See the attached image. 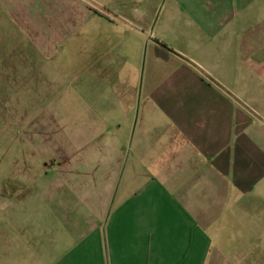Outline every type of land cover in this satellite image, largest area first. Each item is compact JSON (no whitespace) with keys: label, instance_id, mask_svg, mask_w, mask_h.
I'll use <instances>...</instances> for the list:
<instances>
[{"label":"crops","instance_id":"crops-1","mask_svg":"<svg viewBox=\"0 0 264 264\" xmlns=\"http://www.w3.org/2000/svg\"><path fill=\"white\" fill-rule=\"evenodd\" d=\"M0 264H264V0H0Z\"/></svg>","mask_w":264,"mask_h":264},{"label":"trees","instance_id":"trees-1","mask_svg":"<svg viewBox=\"0 0 264 264\" xmlns=\"http://www.w3.org/2000/svg\"><path fill=\"white\" fill-rule=\"evenodd\" d=\"M97 12L100 11L97 10ZM171 51L172 49L166 43L160 41L154 47L155 55L163 59H166Z\"/></svg>","mask_w":264,"mask_h":264},{"label":"rangeland","instance_id":"rangeland-1","mask_svg":"<svg viewBox=\"0 0 264 264\" xmlns=\"http://www.w3.org/2000/svg\"><path fill=\"white\" fill-rule=\"evenodd\" d=\"M44 7H45V5H44ZM58 7L61 10V14H62V10L66 8V5L59 4ZM91 7L95 8L96 12H97V10L106 9L104 5H100V4L96 3V2L91 3Z\"/></svg>","mask_w":264,"mask_h":264}]
</instances>
